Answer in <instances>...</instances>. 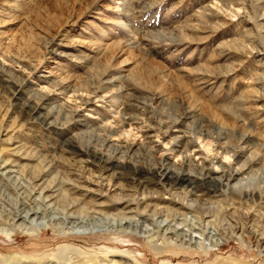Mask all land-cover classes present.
<instances>
[{
  "label": "rangeland",
  "instance_id": "obj_1",
  "mask_svg": "<svg viewBox=\"0 0 264 264\" xmlns=\"http://www.w3.org/2000/svg\"><path fill=\"white\" fill-rule=\"evenodd\" d=\"M1 166L0 264H264V0H0Z\"/></svg>",
  "mask_w": 264,
  "mask_h": 264
},
{
  "label": "bare ground",
  "instance_id": "obj_2",
  "mask_svg": "<svg viewBox=\"0 0 264 264\" xmlns=\"http://www.w3.org/2000/svg\"><path fill=\"white\" fill-rule=\"evenodd\" d=\"M179 140L180 139L178 137L174 138V139H172L171 143L173 144V143L179 142ZM4 167L5 166H3V168H2V166L0 167V168H2L1 169L2 171L4 170L2 173H0V175L4 176V175H6L8 173L16 172L15 171L16 169L15 170H5L6 168L4 169ZM164 171H165V174H168L169 169L166 168V170H164ZM240 173H242V171H237L232 176H228L225 179L226 182L228 181V179L233 178L234 175H237V174H240ZM157 175L160 176V177L163 176V174L160 173V171L158 172ZM9 176L10 175H8V177ZM206 176H207V174L204 175L205 178H206ZM222 178H224V177L222 176ZM220 179H221V177L214 178V180L221 182ZM40 185H41V183H40ZM43 185L44 186H42V185L39 186L38 185L40 187V190H39L40 191L39 192L40 199L43 202L42 209L40 207L31 208L30 205H29L30 207L29 206L28 207H24V208L22 207L23 209H21L17 213V215L15 216V218L12 221V223H14V224H16L18 222L16 224L17 228H25L26 225H30L31 227H35V228H39V227L44 226L45 221H46L51 226L54 225L55 227L57 225H63L64 229H65V227L67 225L68 229H69V232L75 233V232H85L87 230L92 232V231H94V230H96L98 228H101V227H105V228H107V227L108 228L109 227H112V228L113 227H119V228H123V229L124 228H130V226L134 223V221H136L135 218H133V216H127L132 211H124V213H121L122 214L121 216L120 215H118V216H116V215L110 216V215L104 214L101 211V208L104 207V205H102V204L95 205L96 208L90 210L89 212L87 211L85 213H82V212L79 213L78 210H77L78 212L75 211V206H76L75 202H69V203H65L63 205L59 204L62 195L60 196L61 192L56 187L54 182L46 184V185L43 184ZM38 199H39V197H38ZM114 200H115V202L117 201L116 204H118V205H123L125 203V205L122 207L123 210L127 209L129 207V204L133 203L132 200H129V199L125 198V197H120V198H117V199H114ZM140 200H142V199H140ZM137 205H141V202L138 201ZM143 206H144V208H142L143 211H141L143 213L144 212H149V211L153 212L156 209V207H154L153 205H150V204H146V205H143ZM57 208H62L61 209L62 211L60 212V214H58L56 212V211H59ZM158 226L160 228H164L165 224L163 222H161ZM173 232L174 231H172V233ZM164 234L165 235H170L171 232L168 231V229H164ZM195 238L194 237H190L187 241L190 244H192L195 241ZM262 248H263V252H264V246ZM124 264H127V263H124Z\"/></svg>",
  "mask_w": 264,
  "mask_h": 264
}]
</instances>
